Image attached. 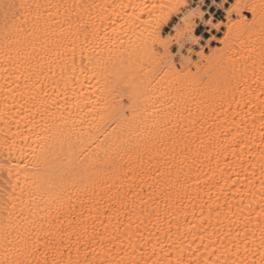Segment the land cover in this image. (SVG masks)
I'll return each instance as SVG.
<instances>
[{
    "label": "snow or ice",
    "instance_id": "6c2138e0",
    "mask_svg": "<svg viewBox=\"0 0 264 264\" xmlns=\"http://www.w3.org/2000/svg\"><path fill=\"white\" fill-rule=\"evenodd\" d=\"M204 4L205 0H197L196 3H192V0H176L175 3L159 5L167 11L155 20L149 39L144 45V52L152 67H149L145 75L143 94L151 102L152 122H137L135 116H126V110L120 103L124 99L121 92L110 109L105 108L95 114L89 109L86 116L90 115L91 119H81L79 131L75 121L72 127L67 126V118H62L64 129L51 125L56 127L57 131L44 139L53 140L55 143L49 145V149L58 145L59 151H49L43 158H37V163L43 167L37 169L40 180L36 190L29 189L26 192L21 188L20 196H16V188L13 187L11 192L4 193L8 222L0 234V242L3 244L0 264H172V261L167 259V249L174 248L176 242L165 245L162 234L167 235L169 240L171 236L164 233L162 218L170 215V209L190 195L187 192V184L180 181L184 160L190 158L185 153L192 152L196 125L207 118V102L196 100L193 95L195 89L174 87V83L183 84L189 77L193 84L204 83L211 77L209 69L204 67L205 62L209 66L215 62L224 68V71L219 73L222 79L218 78L214 93L219 96L220 101H225L227 94L235 98V91H240L242 84L248 82V66L245 64L243 68L237 69L234 61L225 65L226 49L231 47L229 42L235 38H239L241 44L247 46L244 36L247 34L250 39L253 33L257 35L260 44L261 75L258 79L264 83V0H260V3L231 0V7H226L229 22L222 41L225 47L213 51L211 55H206L205 50H197V58L194 59V46L204 44V38L199 35L201 26L222 30L221 23L205 16ZM41 7L55 8V15H59V10L63 8L66 22L71 27L72 13L76 9L91 6H42L17 4L16 0H0V10L3 11L5 21V59L14 66L18 60L25 63L37 60L39 63L25 75V80H31L35 75L37 81L32 88L35 89L39 84L44 97H48L45 86L39 81L41 71L36 70L43 68V57L36 49L40 26L34 25L32 40L23 41L20 39L23 29L17 28L15 23L21 11L35 8L39 16ZM152 7L155 8L156 5ZM245 11L251 13V18L243 15ZM49 15L54 18L52 13ZM233 16L236 18L233 19ZM56 23L61 24L63 34L61 21ZM168 29L171 31L164 35ZM79 30L80 26L77 25L75 32H68L64 37L73 46ZM53 34L49 32L48 27L44 28V40L40 46L42 52L48 50L50 41L47 37ZM215 40V36L211 37V41ZM29 46L31 52L27 51ZM13 52L15 55H12ZM193 64L195 72L191 71ZM173 68L178 69L172 73L175 77L174 83L165 79ZM185 69L188 71L185 72ZM5 71L9 70L6 68ZM252 71L255 77L254 67ZM139 94H129L128 98L135 103L136 95ZM21 95L23 96V93ZM215 98L214 95L213 99ZM30 99L35 100L36 96L32 95ZM194 104L197 106L195 111ZM42 106L43 112L37 110L43 122L40 127L49 131L47 117L53 114L49 111L46 100L42 101ZM207 107L213 106L207 104ZM220 107L223 108V103ZM132 111L135 112V108H132ZM71 115L69 113V116ZM261 118L264 120V111L261 112ZM85 124L87 128L84 127ZM261 128L264 129V123ZM101 136L103 139H100ZM215 147L213 136H209L207 144L201 139L198 145V148L205 149L208 159H211L210 150ZM178 150L184 160L179 161L181 166L176 168L174 177L171 169L176 167L173 161L177 159ZM199 155L200 152L197 151L195 156L191 157L193 163L188 165L189 170L197 163L196 158ZM189 178L186 176L185 180ZM145 185L149 189L146 198ZM261 185L264 187V180ZM37 191L40 193L39 197ZM26 195L29 197L27 202L23 199ZM13 201H19V205ZM10 202L11 210L8 209ZM40 212L44 215L40 216ZM14 215L17 220L24 221L23 231L20 230V224L13 220ZM257 215L260 221L258 244L255 231L249 234L248 226L245 225V234L241 236L238 222L230 221L226 234L228 245L221 240L220 249L216 250L220 255L215 260L203 261L196 256L194 260L189 259L187 264H264V195L261 196ZM231 225L237 226L235 238H232ZM241 243L245 244L243 253L247 255L241 253ZM158 247L160 253H165L163 257L157 252ZM73 249L75 258L72 255ZM177 250L180 255L176 264H186L184 249ZM225 254L227 258L221 260ZM213 255H216V252H213ZM248 255H258L259 260H249Z\"/></svg>",
    "mask_w": 264,
    "mask_h": 264
},
{
    "label": "bare ground",
    "instance_id": "6f19581e",
    "mask_svg": "<svg viewBox=\"0 0 264 264\" xmlns=\"http://www.w3.org/2000/svg\"><path fill=\"white\" fill-rule=\"evenodd\" d=\"M157 1L16 0L17 4L42 6L56 4L91 6L76 9L72 13L71 27L66 22L63 8L59 10V15H55L57 11L55 8L41 7L39 16L37 10L32 8L21 11L16 18L17 28L23 29L20 32V39L23 41L32 40L34 25L40 26L36 49L43 57V68L36 70L41 71L39 81L45 86L48 97H44L39 84L35 89L32 88L37 81L35 75L31 80H25V75L39 63L37 60L27 63L18 60L14 66L5 59V21L3 11L0 10V234L8 222L3 200L4 193L11 192L13 187L16 188V196H20L21 188L26 192L29 189L35 191L40 180L37 169L43 167L37 163V158H43V155L49 151H59L58 145L49 149V145L55 143L53 140L44 139L57 131V128L51 125L64 129L62 118H67V126L72 127L75 121L76 129L79 131L80 120L91 119L90 115L86 116L89 109L92 110V114L101 112L105 108L110 109V106H114L118 94L124 91H126L125 94L123 93L124 99L120 103L126 110L125 115L135 116L137 122L145 120L152 122L151 102L143 94L145 75L149 67H152L151 61L144 52V45L152 31L149 28L158 17L157 13L161 11ZM226 1L224 0L220 5H224ZM242 2L260 3V0H242ZM153 5L156 7L153 8ZM224 11L226 22L219 21L222 28L225 27L224 35L215 36L220 46H212L211 52H205L206 55H211L213 51L225 47L222 41L227 33L229 17L226 8ZM49 13H52L54 18ZM146 15L152 17L145 19ZM56 21H61L63 34L61 24ZM77 25L80 26V30L73 46L64 37L68 32H75ZM45 27L54 34L47 37L50 44L48 50L42 52L40 46L44 40ZM233 35L235 36V32ZM244 40L247 46L242 45L239 38L230 41L231 47L226 49L227 55L224 57L225 65L234 61L237 69L243 68L245 64L248 66V82L242 84L240 91L233 89L235 98L227 94V99L220 101L219 96L214 93L213 89L217 85L218 78L222 79L219 73L224 71V68L215 62L211 66L205 62L204 67L209 69L211 77L204 83L193 84L189 77L183 84H175L172 73L178 71L176 68L165 77L166 80L174 83V87L194 88L193 95L196 100L207 102L205 104L207 118L196 125L195 143L191 145L192 152L185 153L190 158L184 160V156L180 155L178 150L177 159L173 161L176 167L171 169L175 177L176 168L181 166L179 161L184 160V171L180 181L187 184V192L190 194L170 209V215L162 218L164 233L171 236L169 240L167 235L162 234L165 245L176 242L174 248L167 249V259L171 260L172 264H176L180 255L177 250L179 248L184 249L186 264L189 259L194 260L196 256L202 261L215 260L220 255L216 251L220 249V241L228 245L226 234L230 221L238 222L241 236L245 234L244 229L247 225L249 234L255 231L257 244L259 242L260 221L257 213L261 196L264 195V187L261 185V181L264 180V138H262L264 129L261 128L264 123L261 118V112L264 111V83L258 79L261 75L258 37L253 33L249 39L245 34ZM208 46L211 44L208 43ZM253 48L255 51H252ZM27 51H32L30 46ZM12 55H15V52ZM193 67L195 64L192 69ZM253 67L256 72L255 77ZM6 68L9 71L6 72ZM187 71L185 69V72ZM160 74L163 75L162 72ZM133 93H140L136 95L135 103L128 98L129 94ZM32 95L36 96L35 100L30 99ZM214 95L215 99H213ZM125 99L129 104L124 103ZM45 100L49 111L53 114L47 117L49 131H44L40 127L43 122L37 113L38 109L43 112L42 101ZM221 103L223 108L220 107ZM207 104L213 107L209 108ZM196 107L194 104V111ZM132 108H135V112ZM69 113L72 115L69 116ZM84 127L87 128V124ZM209 136H213L216 145L210 150L211 159L207 158L204 148H198L200 140L203 139L207 144ZM100 139L103 137L101 136ZM197 151L200 152L199 157L196 158L197 163L189 170L188 165L193 163L191 157H194ZM186 176L190 178L185 180ZM209 176L212 178L209 179ZM17 184L19 187H16ZM148 191L145 185V198ZM39 195L37 191V197ZM23 199L27 202L29 197L26 195ZM13 202L19 205V201ZM11 203L8 205L9 210ZM161 209L163 210V201H161ZM39 215L43 216L44 213L40 212ZM13 220L20 224V230L23 231L24 221L17 220L16 215L13 216ZM231 227L232 238H235L237 226L231 225ZM244 247L245 244L241 243V253L247 255L243 253ZM157 252L160 253L159 247ZM213 252H216V255H213ZM72 255L75 258V249ZM164 255L165 253H160L161 257ZM2 256L3 244L0 242V258ZM226 258L227 254L222 256L221 260ZM248 259L258 261L259 256L248 255Z\"/></svg>",
    "mask_w": 264,
    "mask_h": 264
},
{
    "label": "rangeland",
    "instance_id": "374dc122",
    "mask_svg": "<svg viewBox=\"0 0 264 264\" xmlns=\"http://www.w3.org/2000/svg\"><path fill=\"white\" fill-rule=\"evenodd\" d=\"M223 1L224 0H215V1H213V0H205V4H204V7H203V11L205 13V16L207 14L208 15V19H214L216 22H219V21L226 22V12L224 10H225L226 7H231V0H227L225 2V4H224L225 8H223V9L221 7H217L216 6V5H220ZM175 2H176V0H158L156 3H158V5H162V4L163 5H168V4L175 3ZM196 2H197V0H192V3H196ZM160 9H161V11H159L157 13L158 17L156 19H158L161 16L162 13L167 11L166 8H164V9L160 8ZM217 9H221V10H218L214 14L213 12L215 10H217ZM150 14L153 15V13H150ZM243 15L251 17V13L247 12V11H245L243 13ZM145 17H144L145 19H148V18H151L152 16L146 15ZM233 18L235 19L236 17L233 16ZM151 29H152V27L150 26L149 30H151ZM170 31H171V29H168L163 34L164 35H168V33ZM224 31H225V27H223L222 30H219L218 31V37H222L224 35ZM208 43H209V40L204 42V44L202 46H200V45L194 46V52H193L194 59L197 58L196 57V51L197 50H203L204 49L206 53H210L211 52L212 45L208 46ZM210 44H211V41H210ZM214 46H220V43L215 40L214 43H213V47ZM195 71H196V68L193 67L192 72H195ZM125 92L126 91H124L123 93L125 94ZM124 103L127 105V104H129V101L127 99H125Z\"/></svg>",
    "mask_w": 264,
    "mask_h": 264
},
{
    "label": "crops",
    "instance_id": "0c3cea01",
    "mask_svg": "<svg viewBox=\"0 0 264 264\" xmlns=\"http://www.w3.org/2000/svg\"><path fill=\"white\" fill-rule=\"evenodd\" d=\"M218 2V1H217ZM218 10L221 9H217L215 10L213 13L215 14ZM207 13V12H206ZM206 17L208 18V15L206 14ZM199 35H201L204 38V42L208 41L211 39V37L213 36H217L218 37V31L213 30L211 28H204V26H201V31L199 32ZM214 41H211V45L213 46Z\"/></svg>",
    "mask_w": 264,
    "mask_h": 264
}]
</instances>
